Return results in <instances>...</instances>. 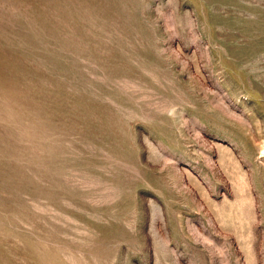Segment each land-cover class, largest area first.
I'll list each match as a JSON object with an SVG mask.
<instances>
[{
	"label": "rangeland",
	"instance_id": "1",
	"mask_svg": "<svg viewBox=\"0 0 264 264\" xmlns=\"http://www.w3.org/2000/svg\"><path fill=\"white\" fill-rule=\"evenodd\" d=\"M0 264H264V0H0Z\"/></svg>",
	"mask_w": 264,
	"mask_h": 264
}]
</instances>
